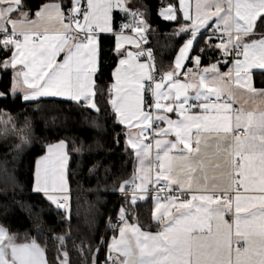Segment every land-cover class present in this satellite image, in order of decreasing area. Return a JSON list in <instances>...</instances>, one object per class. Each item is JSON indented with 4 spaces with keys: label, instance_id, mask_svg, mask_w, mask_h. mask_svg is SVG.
<instances>
[{
    "label": "snow or ice",
    "instance_id": "snow-or-ice-1",
    "mask_svg": "<svg viewBox=\"0 0 264 264\" xmlns=\"http://www.w3.org/2000/svg\"><path fill=\"white\" fill-rule=\"evenodd\" d=\"M142 8L131 0H49L33 11L28 0H0V68L14 74L0 99L19 91L25 102L60 98L99 112L100 34L110 33L104 38L115 40L117 64L108 100L127 130L139 175L117 189L125 199L115 222L107 217L118 235L104 264H264V82L254 81L264 80V0H196L194 8L190 0H160L157 15L179 25L172 32L178 52L166 70L151 46L142 47L152 30ZM205 56L210 62L202 65ZM0 125L18 135L15 148L30 145L34 125L27 116L18 125L0 111ZM92 150L76 142L70 148L65 139L46 145L31 181L39 203H15L37 228L45 206L63 210L68 229L50 236L60 245L50 260L42 243L21 241L0 225V264H72L69 242L87 264H99L95 216L85 234L71 231L70 153ZM150 198L155 231L138 215V201Z\"/></svg>",
    "mask_w": 264,
    "mask_h": 264
},
{
    "label": "trees",
    "instance_id": "trees-1",
    "mask_svg": "<svg viewBox=\"0 0 264 264\" xmlns=\"http://www.w3.org/2000/svg\"><path fill=\"white\" fill-rule=\"evenodd\" d=\"M28 2L35 11L36 6L49 0ZM138 5H143L141 11L147 9L151 22L152 30L147 46H151L155 53L157 66L166 70L178 52L179 37L172 36L176 23L166 22L157 15L160 0H139ZM118 23L117 20L116 24ZM104 37L111 35L101 36L100 59L104 75L97 81L100 88L96 97L99 112L56 99L25 102L22 96L11 94L6 99H0V111L10 113L18 125L23 124L26 116L34 125L30 145H22L19 149L15 148L18 142L16 137L1 138L0 131V225L18 234L20 240L29 236L42 243L50 260L56 256V250L60 247L50 236L68 229L63 211L45 206V214L41 217L40 227L37 228L35 217H30L15 203H39L31 191V181L36 159L45 154L46 145L55 143L58 139H65L69 141L70 148L72 142L92 146L91 152L82 155L70 153L71 231L74 237L85 234L88 231L89 219L95 216L96 228L92 237L99 247V237H104L108 225L107 217L115 218L118 207L125 199L120 197L117 189L123 181L130 180L135 171V155L125 146V129L115 122L108 100L107 89L112 82V71L117 64V58L113 51L115 40ZM201 47L207 51V45ZM207 62V57H203V63ZM261 81L262 78L256 76L258 85ZM12 82V72L2 71L0 92L9 93ZM117 133L120 134L119 146L114 142ZM97 161L100 166L95 172H89L92 163ZM152 203L151 198L138 202V215L145 228L151 227V230H155ZM110 236L108 235L106 242ZM67 249L72 264H87L86 256L71 242L67 243ZM98 260L99 264H104L105 248H101Z\"/></svg>",
    "mask_w": 264,
    "mask_h": 264
},
{
    "label": "crops",
    "instance_id": "crops-1",
    "mask_svg": "<svg viewBox=\"0 0 264 264\" xmlns=\"http://www.w3.org/2000/svg\"><path fill=\"white\" fill-rule=\"evenodd\" d=\"M190 2L193 4V8H194V5H195V2H196V0H190ZM138 3H139V0H131V4H135V5H138ZM131 6V5H130ZM160 17V16H159ZM161 18V17H160ZM162 19V18H161ZM163 20V19H162ZM116 21H117V19H116V17H115V13H114V22L116 23ZM119 21V20H118ZM165 21V20H164ZM166 22H169V23H173V24H175L176 23V26H175V29L176 28H178L179 27V25H178V23L177 22H171V21H166ZM119 24V23H118ZM101 36H105V35H111L110 33H101L100 34ZM211 43V42H210ZM201 45H206V43L204 42V43H200V47H201ZM127 47H131L130 45H128ZM132 50L133 51H136V49H134V48H132ZM193 51L194 52H199V49L198 48H196L195 46H194V49H193ZM62 55V54H61ZM100 55V54H99ZM3 58V53H0V59H2ZM141 59V61L142 62H144L145 60L141 57L140 58ZM210 61L208 60V62L207 63H203V58H202V60H201V64L202 65H206V64H208ZM212 62H214V60L212 61ZM185 67H191V68H193L194 70H195V65L194 64H190V63H187L186 62V65H185ZM9 71H11L12 72V70L11 69H8ZM8 70H3L2 68H0V80H1V72L2 71H8ZM222 70H227L226 69V67L225 68H222ZM14 74H13V72H12V76H13ZM254 81H255V83H256V85L257 86H259L258 84H257V82H256V76H254ZM262 82H264V80H262L261 81V83ZM12 84H13V82H12ZM1 93V92H0ZM15 95H20V96H22V93L21 92H19V91H17V93L15 94ZM46 99H56V100H60V98H52V97H42V98H40V100L39 101H41V100H46ZM34 102H38V101H34ZM235 106H238V105H235ZM96 112V111H95ZM122 126V125H121ZM123 128H124V126H122ZM125 129V128H124ZM127 130L125 129V132H126ZM137 130L136 129H132V132L134 133V132H136ZM125 146L128 148V149H130L127 145H126V140H125ZM131 150V149H130ZM132 151V150H131ZM153 155H154V153H153ZM70 162V161H69ZM146 163H147V161H146ZM134 175H139V171H138V161H137V158L135 157V171H134V174H133V176ZM132 176V177H133ZM151 187V186H150ZM153 200V203H152V216H153V212H154V208H155V200L154 199H152ZM61 211H63V210H61ZM161 211H163V209H161ZM226 219H230V217H226ZM153 220V219H152ZM153 224L155 225V221L153 220ZM153 231H155V230H153ZM114 234H116V235H118V233H113V234H111V236L109 237V239L107 240V242L105 243V246H104V248H105V251H106V258H107V256H108V247H107V245H109L110 243H111V237H112V235H114ZM21 241H23V240H21Z\"/></svg>",
    "mask_w": 264,
    "mask_h": 264
},
{
    "label": "built area",
    "instance_id": "built-area-1",
    "mask_svg": "<svg viewBox=\"0 0 264 264\" xmlns=\"http://www.w3.org/2000/svg\"><path fill=\"white\" fill-rule=\"evenodd\" d=\"M160 7V6H159ZM158 7V8H159ZM158 11V10H157ZM127 34V33H126ZM148 40H149V36H148ZM142 47H145V48H147L148 46L147 45H142ZM154 53V52H153ZM154 56H155V58H156V55H155V53H154ZM144 60H145V58L144 57H142ZM156 63H157V58H156ZM132 193L129 191V193H128V195L130 196ZM119 195H120V197L121 198H125V196H124V194L123 193H120L119 192ZM161 195H163V194H161ZM138 202H140V201H138ZM113 221L115 222V218H113ZM114 232L109 228V226L107 225V228H106V231H105V234H104V240H105V243H106V239H107V237H108V235H111V234H113ZM104 246V244H101V248Z\"/></svg>",
    "mask_w": 264,
    "mask_h": 264
},
{
    "label": "rangeland",
    "instance_id": "rangeland-1",
    "mask_svg": "<svg viewBox=\"0 0 264 264\" xmlns=\"http://www.w3.org/2000/svg\"><path fill=\"white\" fill-rule=\"evenodd\" d=\"M12 117H13V116H12ZM13 118H14V117H13ZM14 119H15V118H14ZM0 131H1V138L8 139L9 137L14 136V138L16 137L17 140L19 139L18 135H16V134H5V131H4V128H3L2 125H0ZM8 132L11 133L12 130L9 129ZM104 246H105V243H104ZM104 246H103L102 248H104ZM100 248H101V247H100ZM98 258H99V254H98Z\"/></svg>",
    "mask_w": 264,
    "mask_h": 264
}]
</instances>
